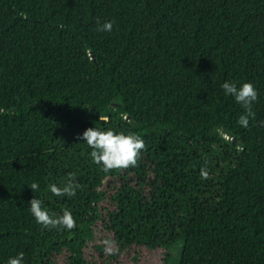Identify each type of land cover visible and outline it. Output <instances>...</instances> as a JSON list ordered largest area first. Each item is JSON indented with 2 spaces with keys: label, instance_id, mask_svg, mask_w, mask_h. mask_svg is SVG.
Returning a JSON list of instances; mask_svg holds the SVG:
<instances>
[{
  "label": "trees",
  "instance_id": "trees-1",
  "mask_svg": "<svg viewBox=\"0 0 264 264\" xmlns=\"http://www.w3.org/2000/svg\"><path fill=\"white\" fill-rule=\"evenodd\" d=\"M225 81L258 92L247 128ZM89 127L139 134L135 166L93 163ZM32 198L75 227L37 224ZM177 244L179 264H264V0H0V264Z\"/></svg>",
  "mask_w": 264,
  "mask_h": 264
},
{
  "label": "clouds",
  "instance_id": "clouds-1",
  "mask_svg": "<svg viewBox=\"0 0 264 264\" xmlns=\"http://www.w3.org/2000/svg\"><path fill=\"white\" fill-rule=\"evenodd\" d=\"M113 23V21H105L99 25L98 31L111 32ZM220 87L225 96H231L244 110L237 122L241 127L247 128L249 118L255 115L252 106L258 99L256 88L250 82L238 85L233 81H225ZM78 139L82 140L91 150L89 155L93 163L101 166L104 170L135 166L137 157L145 147L144 141L139 134L96 127L86 128L79 134ZM74 180V175L69 174L63 187L50 184L49 191L56 197L74 196L75 188L77 187ZM39 187V184L34 182L31 184L30 190L31 192H38ZM28 206V211L36 223L46 229L71 230L75 227L72 213L67 210L62 215L50 214L49 210L44 206V202L39 198H32ZM103 243L108 245L105 250L111 254L112 242L105 240ZM7 264H24V253L20 252L15 256L9 257Z\"/></svg>",
  "mask_w": 264,
  "mask_h": 264
},
{
  "label": "rangeland",
  "instance_id": "rangeland-1",
  "mask_svg": "<svg viewBox=\"0 0 264 264\" xmlns=\"http://www.w3.org/2000/svg\"><path fill=\"white\" fill-rule=\"evenodd\" d=\"M182 246L174 245L167 253L163 250L150 251L145 253L144 258L134 264H179L181 258ZM165 255L168 258H165Z\"/></svg>",
  "mask_w": 264,
  "mask_h": 264
},
{
  "label": "water",
  "instance_id": "water-1",
  "mask_svg": "<svg viewBox=\"0 0 264 264\" xmlns=\"http://www.w3.org/2000/svg\"><path fill=\"white\" fill-rule=\"evenodd\" d=\"M227 140H228L229 143L232 144V146H235L236 138H234L233 136L230 135V136L227 137Z\"/></svg>",
  "mask_w": 264,
  "mask_h": 264
}]
</instances>
